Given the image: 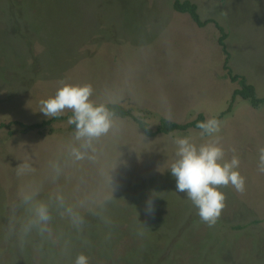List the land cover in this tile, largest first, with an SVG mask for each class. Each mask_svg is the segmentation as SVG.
<instances>
[{
	"label": "rangeland",
	"instance_id": "obj_1",
	"mask_svg": "<svg viewBox=\"0 0 264 264\" xmlns=\"http://www.w3.org/2000/svg\"><path fill=\"white\" fill-rule=\"evenodd\" d=\"M189 1L205 25L175 11L172 0H0V123H7L0 127V264H74L81 253L89 264H264V174L257 172L264 103L231 96L242 76L264 97V0ZM60 81L90 84L93 103H116L131 115L113 117L109 133L93 142L95 160L72 162L68 118L27 132L15 124L49 119L39 100ZM197 114L221 122L225 158L234 147L246 181L242 194L219 189L225 208L212 227L167 169L176 134L208 138L193 128L148 137L132 119L153 130L160 119L184 123ZM25 163L31 171L17 175ZM25 190L48 204L51 237L21 236ZM152 193L155 217L146 218ZM57 194L83 216L80 230L61 216Z\"/></svg>",
	"mask_w": 264,
	"mask_h": 264
},
{
	"label": "clouds",
	"instance_id": "obj_2",
	"mask_svg": "<svg viewBox=\"0 0 264 264\" xmlns=\"http://www.w3.org/2000/svg\"><path fill=\"white\" fill-rule=\"evenodd\" d=\"M92 92L90 84L60 81L54 95L39 100L38 111L46 118L59 117L66 110L72 113L68 123L75 126V143L69 145L68 155L73 163L85 159L95 160V156L91 154L94 152L93 142L107 135L114 126L113 113L105 104H94L90 100ZM196 127L200 130V138L208 139L197 143L189 136L176 134L171 141L174 145L173 159L167 169L175 178L176 191L185 193L197 209L200 221L212 227L225 208L226 196L219 189L231 186L235 192L242 194L246 181L239 171L241 161L234 147L230 149V159L225 158L226 153L218 135L221 122L209 117L199 121ZM53 169L58 176L61 172L59 164L53 165ZM28 171H31V166L25 163L17 169V175H24ZM257 172L264 174V146L258 148ZM109 183L112 184L113 190L118 187L111 177ZM155 196L156 194L152 193L145 200L143 212L146 218L155 217ZM36 197V190H25L20 194L21 203L29 213L21 225V236H27L35 230L41 236L51 237L52 215L49 206ZM54 199L62 209L61 216H66L71 225L80 230L84 219L77 208L68 204L62 194H57ZM80 206H84L83 202ZM105 222L110 223L107 220ZM74 264H89L88 257L81 253L76 256Z\"/></svg>",
	"mask_w": 264,
	"mask_h": 264
},
{
	"label": "trees",
	"instance_id": "obj_3",
	"mask_svg": "<svg viewBox=\"0 0 264 264\" xmlns=\"http://www.w3.org/2000/svg\"><path fill=\"white\" fill-rule=\"evenodd\" d=\"M172 8L180 13H187L190 18L198 25V26H203L205 25L208 20L202 21L198 15L197 12V6L195 3L189 1V0H172ZM221 32V35L218 38V43L220 47L222 48L223 52L226 54L225 50V44H224V38L226 37V34L222 32L221 28L219 29ZM225 69H227L225 67ZM229 78L230 79H235L237 78V75L231 74L229 70H226ZM238 82L239 86L236 88H233L231 92V96L233 97L234 95L238 94L240 97L247 99V101L252 105V106H258L261 103H264V97H257L255 94L254 87L251 83H248L244 80L242 76L238 77ZM97 104V103H94ZM106 107L113 113V117H130L131 115L129 114L128 109L123 108L121 105L116 104V103H105ZM71 112H67L64 116H59L55 118H49L46 120H43L39 123H33V124H22V123H15L18 124L19 126H22L21 131L22 132H27L30 129L33 128H43L52 123L55 120H63L66 118H69L71 116ZM134 122L137 124V128L141 131V133L145 136L151 137L154 136L155 134H169L173 131H184L187 128H193L199 130L196 125L199 121H204V117L202 114H197L192 120L184 122V123H175L172 121H167L164 119H160L157 126L155 129L149 128L148 124L144 122L142 119L139 118H132ZM7 124V123H6ZM6 124L0 123V127L6 126ZM235 228H239L240 225H234Z\"/></svg>",
	"mask_w": 264,
	"mask_h": 264
}]
</instances>
